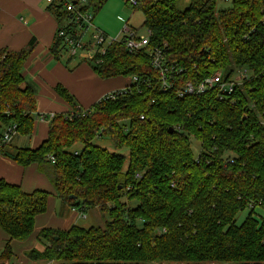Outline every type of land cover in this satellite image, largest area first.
Returning <instances> with one entry per match:
<instances>
[{
  "label": "trees",
  "instance_id": "16d2710c",
  "mask_svg": "<svg viewBox=\"0 0 264 264\" xmlns=\"http://www.w3.org/2000/svg\"><path fill=\"white\" fill-rule=\"evenodd\" d=\"M70 1L81 6L82 0ZM179 1L136 0L132 6L145 16L149 45L134 53L115 41L105 55L84 60L101 79H129L127 94L84 110L58 85L56 92L73 110L46 117L48 138L36 150L1 145L8 126L16 125L18 136L34 132L36 97L30 87L23 88L22 73L33 44L18 52L0 51V154L24 168L38 165L48 173L54 195L72 209L97 208L110 219L103 228L42 229L37 239L44 249L31 251V259L264 264V0H231L220 10L218 0H190L184 10ZM107 2L88 0L83 10L96 14ZM48 10L60 29L67 17L62 3ZM157 47L166 52V91L149 54ZM51 51L59 57L67 49L55 38ZM242 69L249 77L227 98L220 99L217 88L180 96L188 83L197 87L217 72L230 81ZM103 139L115 151L128 150V157L94 144ZM193 142L200 145L197 156ZM50 196L28 194L0 180V227L11 241L24 242L34 234ZM122 198L139 205L131 208ZM248 209L237 225L238 214ZM11 254L9 242L0 258L8 261Z\"/></svg>",
  "mask_w": 264,
  "mask_h": 264
},
{
  "label": "crops",
  "instance_id": "0c3cea01",
  "mask_svg": "<svg viewBox=\"0 0 264 264\" xmlns=\"http://www.w3.org/2000/svg\"><path fill=\"white\" fill-rule=\"evenodd\" d=\"M107 3L102 8L100 16L106 10ZM120 21L123 22V18H120ZM99 24L101 28L97 29L102 30L107 36L115 32L109 29L102 17ZM58 29L59 23L49 12L45 0H0V51L18 52L33 44L32 54L22 71L23 88L30 87L34 91L38 115L33 134L28 137L17 135L19 139L16 148L38 149L48 138L50 120L46 117L72 112L73 108L56 92L55 88L58 85L63 86L74 97L77 108L84 110H88L111 92L130 85V80L122 77L101 79L80 59V62L75 59L66 64L64 56H54L51 49ZM80 149V145L76 147V150ZM0 180L20 186L28 194L45 191L51 195L48 212L37 218L34 234L28 240L11 241L0 227V256L9 242L12 249L10 259L3 261L0 258V264L44 262L29 257L31 251L38 250L35 248L39 247L37 239L39 232L42 229L65 231L72 226H80L79 220L83 219L76 210L54 195L52 183L42 174L38 165L24 168L0 154ZM85 214L87 220V211Z\"/></svg>",
  "mask_w": 264,
  "mask_h": 264
},
{
  "label": "built area",
  "instance_id": "2783aa9c",
  "mask_svg": "<svg viewBox=\"0 0 264 264\" xmlns=\"http://www.w3.org/2000/svg\"><path fill=\"white\" fill-rule=\"evenodd\" d=\"M46 4L53 6L56 3H62L64 12L67 17L64 25L58 29L56 38L61 40L62 44L66 47L68 54L72 58L80 60H92L97 54L105 55L108 47L112 42H122L127 50L130 52H139L146 48L150 43V32L147 35L139 36L135 29L127 25L123 29V38L107 40V36L95 28L94 14L91 10H83V7L88 4V0H82L81 6L76 7L70 0H45ZM136 0H130V4L136 5ZM153 67L160 71L162 80V90L166 91L170 88L168 78V68L166 65V52L164 48L157 47L150 53ZM249 77V72L246 69L238 70L233 80L223 81V73L217 72L212 78L206 79L203 83L194 87L188 83L184 91L180 94L181 97L186 95H202L206 92L217 88L220 99L227 98L235 92L237 85H240ZM129 87L111 92L104 98L112 101L117 100L127 94ZM85 113V112H84ZM143 119V117L141 118ZM17 135V126L11 125L6 127L1 133V145H6L12 141ZM78 153L75 152V155ZM52 164L55 159L50 157ZM253 208V206H250ZM76 210V209H74ZM81 219H86V214L83 211L76 210Z\"/></svg>",
  "mask_w": 264,
  "mask_h": 264
},
{
  "label": "rangeland",
  "instance_id": "374dc122",
  "mask_svg": "<svg viewBox=\"0 0 264 264\" xmlns=\"http://www.w3.org/2000/svg\"><path fill=\"white\" fill-rule=\"evenodd\" d=\"M149 1L155 2L158 0H149ZM189 4H190V0H180L178 4V8L181 10H184L189 6ZM217 6L219 10L229 8L231 6V0H225V1L218 0ZM101 11H99L96 14L93 12L95 16L94 26L95 28L97 27L101 28L99 24V19L100 17H102V19L107 23V26L109 27V29L115 31L114 33H112L113 35L108 34V36L104 33L107 36V40L123 38V34H124L123 29L126 25L132 29H135L139 36L147 35L146 34L147 29L143 27V24L145 22V16L142 11L134 9L132 4L125 5V3L121 0H109V2L107 3L106 10L101 14L102 16H100ZM120 18H123V22L120 21ZM69 57L70 55L68 54V52H66L64 54V58L66 59L65 60L66 64H69L72 61H75V59L77 62H80L78 58H72L70 60ZM18 139L19 137L16 135L12 139V141L9 143V145L7 146V150H11L12 148L16 147ZM94 144L97 146L103 147L110 152H118L119 154H123L127 157L129 155L128 154L129 152L126 149L121 150V151H115V148L113 147L111 142L106 139L95 141ZM192 150L195 156L199 155L200 153L199 143L193 142ZM42 174L46 175V177H49L47 172H42ZM121 202L127 203L128 206L131 208H136L139 205L137 201L129 202L125 198H122ZM257 213H263V212L258 208ZM248 214H249V209L239 213L238 216L236 217L237 225H241L246 219V217L248 216ZM87 215H88L87 220L85 219H83V221L79 220L80 221L79 225L81 227H84V228L102 227L103 228L105 227L106 223L110 221L108 213H104L97 208L87 210ZM38 246L39 247L38 248L36 247L35 249H38V250L44 249V245L42 243H38ZM37 264H45V262H37Z\"/></svg>",
  "mask_w": 264,
  "mask_h": 264
},
{
  "label": "water",
  "instance_id": "95a60500",
  "mask_svg": "<svg viewBox=\"0 0 264 264\" xmlns=\"http://www.w3.org/2000/svg\"><path fill=\"white\" fill-rule=\"evenodd\" d=\"M170 132L172 133V132H174V129L173 128H171L170 129ZM70 198H74V197H70Z\"/></svg>",
  "mask_w": 264,
  "mask_h": 264
}]
</instances>
